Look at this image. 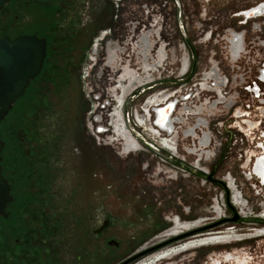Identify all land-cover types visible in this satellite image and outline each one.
<instances>
[{"label": "rangeland", "instance_id": "rangeland-1", "mask_svg": "<svg viewBox=\"0 0 264 264\" xmlns=\"http://www.w3.org/2000/svg\"><path fill=\"white\" fill-rule=\"evenodd\" d=\"M28 1L30 7L14 12L4 9L0 13V37L49 31L51 57L56 64L52 70L51 63L48 64L51 71L47 78L40 80L39 88L27 89L0 121V135L6 150L11 145L1 153L2 159L7 157V152H13L14 145L17 149L13 162L17 173L11 172L9 163L3 159L2 174L6 179L12 174H23L19 166L24 163L32 167L27 172L29 177L46 172L49 183L32 184L42 193L39 196L44 197L36 208L37 212L41 209V214L30 219L24 210L17 211L22 221L17 231L13 232L7 218L0 216V264H10L11 254L16 258L22 251L18 244L23 232L35 237L37 247L28 240L29 252L40 254L46 264H122L141 251L175 237L176 216L182 224H191V229H200L194 236H184L127 263L141 264L147 259L154 261L156 251H172L188 243L186 240L191 237L226 228L229 229L224 232H232L230 228H233L239 233L246 232L242 233L245 235L264 227V218L259 217L264 214V185L249 175L252 163L246 164L248 158L242 159L239 152L241 132L249 139V153L253 158L261 152L264 95L255 98L254 94L244 91L241 84L245 77L237 80L238 87L231 89L232 98L225 105L232 101L238 113H232L234 108L230 111L220 106L218 111L205 115L210 119L212 139L207 159L200 164L199 158H189L185 153L188 148L194 149L202 138L200 132L196 137L185 136L196 118L189 120L183 130L175 125L171 139L179 141L178 154L167 151L161 145L162 140L141 128H138L140 138L151 147L128 153L124 140L111 142L113 129L107 134L98 131L100 126L108 128L110 107L94 109L93 98L94 93L105 100L111 98L110 93L120 94L121 91L109 90V87L122 81L128 69L137 73V82L143 81L145 73L142 75L136 67L140 55L139 32L133 30V24L142 16L137 13L148 14L144 8L147 5L162 8L148 20L152 26L156 20L154 30L161 33L156 49L158 62L167 58L155 73L159 88L178 90L184 81L189 88L200 73L214 64L231 80L236 73L240 76L244 71L248 72L247 77L256 80L260 72L259 54L254 51L234 61L227 41L229 33H225L226 29L245 28L238 25L230 12L251 0H53L50 6ZM131 11L136 14L127 15ZM110 28V35L115 36V53L106 49V43L99 42L95 53L94 43L99 41L102 31ZM209 32L211 39H208ZM145 37L143 48H146V34ZM65 42H68L66 46ZM164 47L166 52L162 50ZM187 61L193 72L182 77V67ZM260 86L264 90V84ZM143 91L131 94L125 103L132 127L136 124L132 117L137 103L142 101ZM27 104L30 105L25 107ZM179 107L182 109L179 113L176 111L174 121L177 113L185 111L183 105ZM94 116L98 118L93 120ZM228 173L248 202V209L236 206L233 189L226 181ZM15 185L14 181L13 190L17 185L18 190L28 188L21 183ZM227 186L229 202L224 189ZM218 206L223 209L221 212ZM9 211L13 213L10 207ZM46 214L49 217L43 220ZM52 217L55 218L50 221ZM30 221L33 227L29 226ZM177 232V236L186 233L183 229ZM109 242L115 244L109 245ZM238 251L246 254L249 264H264V238L232 245L198 244L153 264H212V258H218L223 252L235 255Z\"/></svg>", "mask_w": 264, "mask_h": 264}, {"label": "built area", "instance_id": "built-area-1", "mask_svg": "<svg viewBox=\"0 0 264 264\" xmlns=\"http://www.w3.org/2000/svg\"><path fill=\"white\" fill-rule=\"evenodd\" d=\"M118 2H120V1H118ZM141 7H143V5ZM144 8L146 10H148V14H146V15L139 14V13L136 14L134 11H131L127 15L135 13L136 15H142L149 20V18L155 16V14L158 15L162 9L159 7L152 8L148 5L145 6ZM141 9H143V8H141ZM252 9H253L252 7H248V5L246 4V5H244L243 8L238 9V10L235 9L232 12H230L232 18L237 19L238 25L243 27V28L245 27V28L241 29V30L226 29L225 33H229L227 41L230 45L229 49L231 50L232 53L234 52L233 48H235V47L237 48L236 38L239 39L240 50H238L239 52L235 51L233 53L234 61H238L244 55L251 53V52H254V51H257L256 54L257 53L259 54L257 59L259 60V65H260L259 71L260 72H259L258 76L256 77V80H252L251 78L247 77L248 72H246V71L242 72V74H240V76L238 75V73H236L234 80H231V78L229 79L225 74H223L219 70L217 64H214L211 67H209L208 70L200 73L199 77L197 78V80L195 82H193V85L191 87L189 86V88H187L186 87L187 83L184 81L183 83L180 84V87L178 88V90H172V88H159L156 85L157 80L154 77L151 78L150 76H148L145 73V75H144L145 77H144L143 81L136 82V83L132 84L131 87L125 88V92L122 91L120 94H117L116 92L110 93L111 98L109 100H105V99L101 98L98 93H94V96H93V98L95 100L94 109L97 107H100L101 109H104L107 106L110 107V110H112V111L108 112V114L111 115V120L109 121L108 124H110L113 127V131H114V129H116V127L121 125L125 135H127V137L129 138V139H126V138L123 139L122 138V139L125 142H127V140L132 141L135 148L142 150L143 147H148V146L151 147V146H150V144H148L146 142L144 143L142 141V139L140 138V135L138 133V128L144 129V130L148 131L150 134H152V136H154V138L156 137V139L162 140L161 145L163 147L165 146L163 144V143H166L165 141H168V143H172V144L174 142L171 139V136L175 132V126L172 125L171 127H164V128L160 127L158 124V121H160L162 123V118L157 115L158 113L156 112L155 109H161V108H164V107L171 104V105H173L172 112L175 115L176 111H178V113H179V110H180L179 105H185V103H188L190 105L192 104V106H195L197 103H200L199 102L200 98L202 99V102L205 99H209L212 102H214L215 101L214 95H215L218 99H220V101H225L226 99L230 100L232 98L231 96H229L231 89L237 88L238 87L237 80H241L244 77L246 79H245L244 84H241V85H244V86H242L243 87L242 89L248 93L254 94L255 98L262 97L264 95V90H262V87L260 85L264 84V20H263L264 10L261 11V14H259V15L254 14L252 16H246L245 14L247 12L248 13L251 12ZM151 10H154V12L150 13ZM163 18H168V16H163ZM155 23L156 24L154 26H152V25H148V21H147V24L146 25L143 24L142 27L140 28V33H143L146 26L148 25L150 27V30H152L153 33H155V36L157 39L156 41L160 42L161 40L158 41V39H159L158 36H160L161 33L159 34L158 31L155 32L154 29L157 27V21L156 20H155ZM111 30L112 29L110 28L108 30L102 31L101 32V38L96 43H98V42L104 43V44L106 43L105 44L106 49L109 51H112V53H115V51H116V44L114 41L115 36L112 38V36L110 35ZM168 36L169 35H165V37H168ZM208 39H211V32L208 33ZM96 43H94L95 50L97 49ZM254 43H255V45L253 46ZM167 47H168V44H167L166 48ZM162 50L164 52H166L165 47ZM95 53H96V51H95ZM166 59L167 58H164L161 60L159 59L161 62L158 64H155V66L150 67L149 65H147L145 67L143 64H141V65L137 66V68L140 69L141 72H144V71L149 72L150 69L152 68L157 73L159 71V69L161 68V66L163 65V63L166 61ZM129 61H131V59ZM134 63L135 62L132 61V64H134ZM94 65H95V62H94ZM192 72H193V67H191V65H189L188 61L185 62L183 67H182L181 76L182 77H184V76L186 77L187 75L189 76V75H191ZM130 73H131V75L126 76V77H129L132 81L134 79L136 80V78H137L136 74L129 72V74ZM204 79H207V80H204ZM211 79H216V81H218V84H216L217 83L216 81H215L216 83L214 81H211ZM115 80H117V79L115 78ZM203 80L208 81L209 85L206 84V85L202 86L201 84H202ZM233 84H235V86H233ZM120 85H121V83L118 82V83L112 85L111 87H109V90L115 91V89H117L120 91V89H121V87H119ZM226 88H229V89L226 90ZM145 89L147 91L146 93L144 92ZM140 90L141 91L144 90L143 93H141V96L143 95L142 101L141 102L139 101V103H137L138 109L135 108V112H134L135 114H134V117H132L134 119V121L136 122L137 126L135 124L132 127L128 123L130 118H129L124 107H125L127 97L130 96L131 94L136 93V92L138 93ZM123 92H124V94L126 93V95H124L123 99L118 101V98L122 95ZM202 92L204 93V95H202ZM200 94H201V96H199ZM205 95H207V97ZM231 103L232 104H228L226 106L227 110L231 111L234 108L232 110V113L233 114L238 113V109L235 108V103H233L232 101H231ZM223 106L225 107V105H223ZM221 110H222V108L220 109V111ZM112 116H114V117L112 118ZM189 116H192V115L191 114L188 115V112H186L185 119L188 118ZM139 118L142 119V123L140 122ZM194 118L197 119L196 120V122H197L198 117H194ZM172 119H170V120L172 121ZM203 119H204L203 125L200 127V128H202V130L198 129V131H196L197 135H198V132H200L203 136V134L206 131L208 133V136H209V133H211L210 132V124H209L210 119L209 120L207 118L206 119L203 118ZM93 120H96V117ZM190 120H191V118H190ZM144 123L147 124V126H144ZM164 124H166V121ZM195 124L192 127H194ZM99 128H100L99 130H103V131L105 130V128H103L102 126H100ZM188 131L189 130L186 131L185 136L187 138H190L191 134ZM197 135H193L192 137H196ZM116 137L117 136H115L114 138H116ZM239 137H240L241 144H242V147H240V149H239V152H241V158L244 160L247 159L249 156H251L253 158L251 153H249L251 150L248 146L249 145V139H248L247 135L245 133L241 132ZM236 140H237V138H236ZM206 141H207L206 144L208 146L211 143L210 142L211 140L209 138H207ZM236 142L237 141H235V144H236ZM125 146L126 145L124 143V147ZM166 146L164 148L167 151H170V149L167 148ZM170 152H172V154H176L175 149L173 151H170ZM248 159H250V157ZM250 161H251V159H250ZM249 175H250V173H249ZM252 176L254 177V174H252ZM226 181L229 183L230 188L233 189L232 192L234 193V197L232 195L231 196L234 198V201L237 200V202L242 206V209H243V207L245 209H248V202L246 200H244V198L241 194V191H238V188L235 185V180L232 178V175L230 173H228ZM230 188L228 186H227V188L226 187L224 188L228 202H229V198H230V195H229L230 191L228 192V190H230ZM229 205H230V203H229ZM218 210H223V209H221L218 206ZM259 217L264 218V214H262ZM174 219L179 220V218L177 216ZM199 224H200V222L198 223V225ZM230 229L234 230L233 228H230Z\"/></svg>", "mask_w": 264, "mask_h": 264}, {"label": "flooded vegetation", "instance_id": "flooded-vegetation-1", "mask_svg": "<svg viewBox=\"0 0 264 264\" xmlns=\"http://www.w3.org/2000/svg\"><path fill=\"white\" fill-rule=\"evenodd\" d=\"M52 2H53V0H50L49 4L47 6H50V4H52ZM30 4L31 3L28 0H10L7 4H5L3 6L2 10L0 11V13H2L4 11V9H8V10L13 11V12L15 10L19 11L21 9H25L27 7H30L29 6ZM246 4L248 5V7H252L253 8L252 11L256 12L255 15L261 14V11L264 10V0H251L250 2H247ZM35 5H41V4L35 3ZM243 7L244 6L237 7L236 10L241 9ZM263 20H264V18H263ZM147 21H148L147 18H145L144 16H141L140 20L136 21V23L133 24L134 25L133 30L134 31L136 30L137 33L139 32L138 33V35H139L138 39L140 41V43H139L140 55H138V64H137V66L143 64L145 67L147 65H149L151 67V66H155V64L159 63L158 59H157V51H156V48L158 47L157 46L158 42L156 41L157 39H156L155 34L153 33L152 30H150V27L148 25L146 26V28L143 31V33H140V28L142 27L143 24L146 25ZM35 34L38 37H43L44 36L43 38H45V40H46L45 58L43 60L42 69L40 70L39 74L30 81V83L26 87L25 92H24L23 95H25L27 89L30 90L33 86H35L36 89H38L39 88L38 86H40L39 83L42 84L40 80L44 79V78H47V73L50 72L52 70V68L54 67V65L56 64L55 61L53 60V58L51 57L50 38H49V34L50 33H49V31H46V32H44L42 34H40V33H35ZM145 34L147 36L146 48H148V49L143 48V40H144V38H146ZM0 38H2V37H0ZM8 38L9 39H13V38H10V37H8ZM64 44L66 46V44H68V42H65ZM97 44L98 43H96V45ZM236 44H237V48L235 47V48H233V50H234V52L235 51L239 52L238 50H240V45H239V39L238 38H236ZM254 45H255V43L253 44V46ZM61 46H63V43H62ZM56 47L53 49V51L55 50L54 51L55 53H56L57 48H58V47L57 48ZM94 52H95V49H94ZM50 63H51V67H50L51 70L48 69L49 68L48 64H50ZM138 71H139V73L141 72L140 69H138ZM63 72H64V70H63ZM65 72H67V71H65ZM129 72H132L133 74H136L137 78H136V80L134 79L135 81L134 80L132 81L129 77H126V76H130L131 75V73L129 74ZM149 72H151V73L148 76H150L151 78L155 77L156 71H154L152 69ZM149 72H145L144 71V72H141V74L144 75L143 73L148 74ZM137 79H138V75H137L136 72L129 71V69L127 71H125L124 74L122 75V81L121 80L119 81L121 83V85L119 86V87H121L120 91L121 92L122 91L125 92V88H127L125 84L126 83L134 84V83H136L138 81ZM204 80H207V79H204ZM204 80L202 81L201 85L202 86H204L206 84L209 85V82L208 81H204ZM211 81L215 82L216 79H211ZM216 82L215 83L218 84V81H216ZM31 84H33V85L31 86ZM117 91H119V90H117ZM123 93H122V96H120L118 98V101L123 99V97H124ZM28 94H29V92H28ZM202 95H204L203 92H202ZM199 96H201V94ZM205 96L207 97V95H205ZM214 98H215L214 102H212L209 99H205L202 102V99L200 98V101H199L200 103H197L195 106H192V104L190 105L188 103H185V105H183V107L185 108V111H184V113L177 114L178 116L176 117L177 118L176 121H174V120L171 121L170 120V119L174 118V113L171 111L170 114L168 113L169 115H168V119H167L166 124H164L163 122L161 123L160 121H158V124H159V126L162 125L163 127H171L172 125L175 126V124H177V125H180V129L183 130L186 126L189 125L188 122H189L190 118L192 119L194 117H198V121L196 122L195 126L194 127L189 126V129H188L189 130L188 132H190V134H191L190 135V138H191L193 135H197L196 131H198V129L202 130V128H200V127L203 125V121H204L203 118H205V115H207V113L211 114V113H214V112L218 111L220 106L226 105L227 102H228V99H226L225 101H220V99H218L215 95H214ZM29 105L30 104H27V105H25V107L26 106L28 107ZM224 108L227 109L226 106ZM155 110L158 113L157 115L160 116V117H165L167 115V111H168L167 109L160 110V111H157L158 109H155ZM26 111H27L26 115H28V108H27ZM186 112H188V115L189 114L192 115V116H189L187 118V120L185 119ZM202 116H204V117H202ZM113 117L114 116H112V118ZM96 118H98V117L96 116ZM107 119H108L107 120V123H108V121L111 120V115H109ZM139 119H140V122L142 123V119L141 118H139ZM107 126H108V128L105 127L104 131L103 130H98V131H101L104 134H107L109 130L113 129V127L110 124H107ZM144 126H147V124L144 123ZM87 134L89 135V133H87ZM112 134H113L112 137H115V136H117V137L114 138L111 142L122 141L124 138L129 139L127 137V135H125L121 125L116 127V129H114V131L112 130ZM261 134L264 137V129L261 132ZM211 136H212V133H209V136H208V133L205 131V133L203 134L202 138L200 137L201 138L200 142L198 144L194 145L195 148L194 149L188 148L187 152H185V153L189 154L188 157L191 158L193 156V158H199V160H198L199 164H200V162L205 161V159H207V157H206L207 156V152H210V150H208L209 145L207 146V144H206L207 141L206 140H207V138H209L211 140L212 139ZM91 138L93 139V137H91ZM172 140L174 141L173 144L172 143H168V141H165L166 143H163V144L165 146L167 145L166 147L169 148L170 151H173L175 149L176 150V154H178L180 152L179 145H178L179 141L178 140L176 141V138H172ZM127 142L128 143H126L125 144L126 146L124 147L126 152H128V153L135 152L137 148H135V146L133 145V142L130 141V140H127ZM4 147H5V144H4ZM263 148H264V144L261 143L260 144V151H261L260 154L256 155L254 158L249 156L251 161H250V159H247L246 164L248 163V161H250V163H252V167H253V164H254L255 160L263 155ZM29 152H31L30 149H28V153ZM13 153H14V156H12V157L16 159V157H17L16 145L13 146ZM47 153H49V152H47ZM47 153H46V155H44V157L47 156ZM18 154L21 156L20 150H19ZM15 155H16V157H15ZM208 155H210V154L208 153ZM11 160H12V158H11ZM8 163H9L8 164V169L10 167V171L11 172H16L17 169H15V168H13L11 166L12 163L11 162H8ZM1 166H2V173H3L4 169H5V166H3V159H2V162H1ZM252 167H251V171L253 169ZM28 169L31 170L32 167L29 168V164L22 163L19 166V170L21 172H24V173L23 174H17V176L12 174L11 178H9V179L7 178L8 182L11 185L10 194H11V196L13 198V201L10 204L7 205L5 211L7 212L8 217H10L11 215L13 216L12 219L9 218L10 220L7 217V220H8V223H9L8 226H10V228L12 229L13 232L17 231V226H19V227L22 226V221H20L19 216H18V213L19 212L21 213L22 210H24V213H26L27 217L30 218V219H32L34 217V215H37L39 213L41 214V212H40L41 209L39 208L38 209L39 211L37 212L36 208L40 207L39 206L40 205L39 204L40 203V199H41V203H42V201H43L42 198H44V197H40L39 196V193H41L40 190L38 192L37 189H34V187H32V184L33 183H36V184L41 183V185H46L47 183H49L48 182V178L46 176V172H42L39 176L33 175L32 178H31V177H29V174H28L29 170ZM35 171H37V170H35ZM252 174H253V171H252V173L250 172L251 176H252ZM14 181H15L16 185H17V183H21L23 185H27L28 188L25 186L24 187L25 189L22 188V190H18V188H17L18 185H17V187L15 185L16 189L14 188V190H13L12 189V187H13L12 183ZM20 199H21V205H19L20 207H18V203H19ZM235 202L238 203L237 200H235ZM11 205H12V207H11ZM31 206H32V208H30ZM237 206L240 207L241 205H239V203H238ZM9 207L11 208L13 213H11L9 211ZM243 209H244V207H243ZM217 210H218V208H217ZM17 211H18V213H17ZM218 212H221V210H218ZM15 217L18 220L15 221V219H14ZM47 217H49L48 214L43 216V220H46ZM52 218H50V221H53L55 217H52ZM48 220H49V218H48ZM5 222H7V221H5ZM12 222L17 223L18 225L15 226V224H13ZM30 224L31 225H29V226H31V227L34 226L32 224V221H30ZM174 225H175V227L173 229V231H174L173 235H176L178 233L177 231L180 230V229H183L185 231L191 229V224H182L179 220H175ZM43 229L46 230L47 227H44ZM227 229H229V228H227ZM219 231L220 232H216V233L215 232H211V233H207V234L198 235V236H195L193 238L191 237V238L186 240V241H189L188 243L182 244V242H181L182 245L179 248H176V249H174L172 251H169V252L168 251L164 252L166 249L159 250L158 253L156 251V253L152 257V258H155L154 261L151 262V260L147 259L141 264H153V263L159 261V259L176 255L179 252L184 251L185 249H187L189 247H193V246L198 245V244H204V243H207V242L218 243V245H221V244L232 245L233 243H242V242H245V241L258 240V239L264 238V227L258 228L257 230H253V231L247 232V234H245V235H243L242 233H246V232H240L239 233V232L234 231V230L232 232H228V231L224 232L225 229L224 230H219ZM26 234L27 233L23 232V234L21 236L20 243L18 244V245H21L22 251L19 252V254H18V256H16V258L14 257L13 254H11L12 257H10V259H9L10 264H46V263H44V261H42V260H44V257H41L40 254L38 255L37 253L29 252V249L31 248V246L30 245L28 246V243H29L28 240H31V244H33L32 246H34V247H37V245H36L37 242H35V237L34 236L30 237V236H28V234L27 235ZM194 239H196L195 242L192 241ZM222 262L223 263H229V264H249L248 258L246 257V254L243 251H240V252L238 251L235 255L230 253V252H223L222 254H220L218 256V258H216V259L212 258V264H220Z\"/></svg>", "mask_w": 264, "mask_h": 264}, {"label": "water", "instance_id": "water-1", "mask_svg": "<svg viewBox=\"0 0 264 264\" xmlns=\"http://www.w3.org/2000/svg\"><path fill=\"white\" fill-rule=\"evenodd\" d=\"M9 1L10 0H0V11ZM32 1L41 5H48L50 2V0ZM254 14H256V12L251 11L249 13L247 12L245 15L252 16ZM45 50V38L38 37L36 34L19 35L13 39H9L6 36L0 38V121L8 115L17 99L24 94L30 81L39 74L45 58ZM3 148L4 142L0 136V216L7 218L8 214L5 210L7 205L13 201V198L10 194L11 185L2 174L1 153ZM253 174L259 180L260 184L264 185L260 177L254 171ZM235 220L236 218L231 219V221ZM198 230H192L182 235L172 237L167 241L145 249L122 264H127L140 256L152 253L162 246L184 236H194ZM112 244L115 243L109 242V245Z\"/></svg>", "mask_w": 264, "mask_h": 264}, {"label": "bare ground", "instance_id": "bare-ground-1", "mask_svg": "<svg viewBox=\"0 0 264 264\" xmlns=\"http://www.w3.org/2000/svg\"><path fill=\"white\" fill-rule=\"evenodd\" d=\"M164 109H167L168 111H167V115L165 117H161L163 123H165V121L167 122L168 115L171 113V111L173 109V105L170 104V105H168V106H166L164 108L158 109L157 111L164 110ZM160 126L162 128H164L162 125H160ZM252 171H254L260 177V180L264 183V148H263V155L255 160V162L253 164Z\"/></svg>", "mask_w": 264, "mask_h": 264}, {"label": "trees", "instance_id": "trees-1", "mask_svg": "<svg viewBox=\"0 0 264 264\" xmlns=\"http://www.w3.org/2000/svg\"><path fill=\"white\" fill-rule=\"evenodd\" d=\"M26 116V115H25ZM23 118V117H22ZM22 121H23V119H21ZM1 134V133H0ZM1 136V135H0ZM5 144V143H4ZM10 144H8V147H7V150H6V144H5V147H4V149L2 150V153L6 150V151H8V149H10ZM10 153H12V156H14V153L13 152H10ZM9 152H7V154H6V158H3L5 161H7V162H11L12 164H11V166L14 168V164H13V162H14V158L13 157H10V154ZM11 158H12V160H11ZM4 173V172H3Z\"/></svg>", "mask_w": 264, "mask_h": 264}]
</instances>
